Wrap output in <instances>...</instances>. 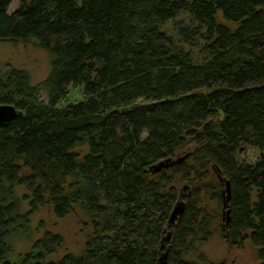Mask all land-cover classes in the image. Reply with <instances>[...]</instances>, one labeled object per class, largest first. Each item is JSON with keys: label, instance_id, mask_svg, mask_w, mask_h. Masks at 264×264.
<instances>
[{"label": "trees", "instance_id": "trees-1", "mask_svg": "<svg viewBox=\"0 0 264 264\" xmlns=\"http://www.w3.org/2000/svg\"><path fill=\"white\" fill-rule=\"evenodd\" d=\"M13 1L0 0V42H35L52 64L40 84L25 69L0 73V105L18 111L0 123V264H194L183 254L212 238V219L183 200L172 177L203 178L210 167L225 238L238 247L250 240L264 264V0H23L9 13ZM183 12L199 30L177 22L182 42L193 45L191 32L204 30L201 63L164 30ZM71 86L84 98L63 105ZM188 143L191 153L174 158ZM247 148L260 152L255 163L239 160ZM58 175L75 178L72 192ZM16 186L31 195L25 216L6 198ZM47 196L59 219L76 204L91 215L85 252L48 262L62 239L46 233L9 261L12 229Z\"/></svg>", "mask_w": 264, "mask_h": 264}, {"label": "rangeland", "instance_id": "rangeland-1", "mask_svg": "<svg viewBox=\"0 0 264 264\" xmlns=\"http://www.w3.org/2000/svg\"><path fill=\"white\" fill-rule=\"evenodd\" d=\"M23 0H14L9 8V13L16 10ZM217 20L220 23L229 25L235 28L236 25L226 21L219 13ZM177 22L187 26L190 31L199 30L198 23L195 22L191 15L187 12L181 13L176 21L169 22L164 30L168 32L183 48L190 52L195 59V62L201 63L208 56L206 48H204L205 39L201 32L192 35L190 40L193 45L182 42L178 36L176 29ZM52 58L51 56L37 46L35 42L31 43H10L0 42V73L5 72L7 66L25 69L31 76L33 84H40L43 82L51 70ZM42 98H46V93H42ZM84 98L81 87L71 86L70 92L63 105L75 103ZM190 142V141H188ZM193 143H188L184 148L178 150L174 156H185L191 153ZM80 157H83L88 152L87 146H77L73 150ZM260 152L255 149H245L239 153V160L241 162L255 163L259 158ZM191 164L193 159L189 160ZM24 174H30L29 168H23ZM171 176L173 173L168 171ZM173 185L182 195L185 202L195 201L202 213L208 215L212 219L213 236L204 244H195L194 250L184 252L183 258L193 262L194 264H260L258 258V248L252 244L250 240L244 241L242 247L231 245L225 238V232L222 225L225 223V213L221 203L211 197L210 191H218L219 178L217 172L211 167L207 175L203 178H194L183 180L180 176H173ZM56 181L61 184L65 191L72 192L76 180L72 176L63 177L58 175ZM199 189L201 193L199 198L192 199L194 190ZM11 192L6 193L8 201H17L20 205V214L25 216L29 210L30 193L23 186H16L11 189ZM46 233L58 235L62 239V246L54 254L48 255L46 261L59 262L66 255L81 256L85 252L86 243L91 237L92 217L79 204L73 205L68 215L59 219L54 214L53 205L47 196L46 202L37 211L32 213L29 220H21L12 229L9 246L10 252L7 255L9 261H20L24 255L31 252L37 241L41 240ZM169 248V242H166L163 253Z\"/></svg>", "mask_w": 264, "mask_h": 264}, {"label": "water", "instance_id": "water-1", "mask_svg": "<svg viewBox=\"0 0 264 264\" xmlns=\"http://www.w3.org/2000/svg\"><path fill=\"white\" fill-rule=\"evenodd\" d=\"M18 115V111L16 108L12 105H0V123H7L14 119ZM173 163L171 159H167L166 161H162L158 163L157 165L153 166L152 169L154 172H159L162 170L164 167L170 166V164ZM227 192L229 193V182H227ZM184 210V203L183 202H178L176 206L174 207L171 216L169 218V224L170 225H175V221L177 217L183 212ZM229 214V212H228ZM227 222L229 221V217H227ZM172 232L169 231L165 240L168 242L170 240ZM169 248L164 252V257H166L169 253ZM165 264V263H164Z\"/></svg>", "mask_w": 264, "mask_h": 264}]
</instances>
